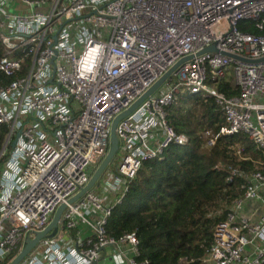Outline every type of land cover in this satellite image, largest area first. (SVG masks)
<instances>
[{"label": "built area", "instance_id": "2783aa9c", "mask_svg": "<svg viewBox=\"0 0 264 264\" xmlns=\"http://www.w3.org/2000/svg\"><path fill=\"white\" fill-rule=\"evenodd\" d=\"M0 41V73L10 79L0 81V124L8 126L0 264L87 185L108 152L114 118L188 55L116 126L119 148L101 182L115 202L95 186L68 203L55 235L20 264H96L106 246L119 244L130 247L127 264H148L137 258L135 232L117 240L106 223L145 161L172 143L189 144L168 120L178 95L214 97L226 120L220 132L244 133L264 149V60L252 61L264 58V0H0ZM211 45L217 51H204ZM221 82L237 93L219 90ZM233 173L246 176V189L216 225L203 262L264 264V213L253 220L241 212L248 201L264 203V166ZM80 223L91 233L82 236ZM59 234L73 237L64 243Z\"/></svg>", "mask_w": 264, "mask_h": 264}, {"label": "trees", "instance_id": "16d2710c", "mask_svg": "<svg viewBox=\"0 0 264 264\" xmlns=\"http://www.w3.org/2000/svg\"><path fill=\"white\" fill-rule=\"evenodd\" d=\"M1 80L10 79L0 73ZM218 88L227 94L238 90L231 82ZM167 111L169 122L178 134L188 136L189 144L172 143L161 158L143 163L122 201L113 206L106 230L117 240L135 232L137 258L148 264H204L216 225L246 189V176L233 170L251 173L264 166V149L244 133L220 132L226 120L212 96L178 95ZM207 131L215 138L212 146H206ZM7 132L8 126L0 124V149Z\"/></svg>", "mask_w": 264, "mask_h": 264}, {"label": "water", "instance_id": "95a60500", "mask_svg": "<svg viewBox=\"0 0 264 264\" xmlns=\"http://www.w3.org/2000/svg\"><path fill=\"white\" fill-rule=\"evenodd\" d=\"M209 50L217 51V48L215 45H211L207 47L204 51H209ZM233 57L237 58V56H233ZM191 58H193V55H188L183 59H181L171 70H169L164 76H162L142 97H140L136 102H134L127 110H125L124 112H122L121 114L117 115L114 118L111 124L110 145L108 152L104 157V159L101 161V163L94 170L87 185L84 188H82L79 193L71 197L67 203H63L61 206L57 208L50 223L44 230L36 232L34 236H27L24 240V244L21 250L7 264H20L25 259V257L37 246V244L40 242L41 239L45 237H53L55 235L56 230L58 229L59 226L60 218L62 216L63 211L66 209L67 204L75 202L76 200L81 198L88 190L95 187L98 184L99 179L107 169L108 165L115 157L119 148V139L116 135V126L119 123V121L125 116L129 115L143 101V99H145L148 95H150L156 89H158V87L166 80V78L172 73V71L179 64ZM262 60H264V58L259 60H252V61L258 62ZM18 135L19 134H17V136ZM15 143L16 140H14L13 146L15 145Z\"/></svg>", "mask_w": 264, "mask_h": 264}, {"label": "crops", "instance_id": "0c3cea01", "mask_svg": "<svg viewBox=\"0 0 264 264\" xmlns=\"http://www.w3.org/2000/svg\"><path fill=\"white\" fill-rule=\"evenodd\" d=\"M95 190L105 199V202L107 204L114 203L116 200V195L113 192H110L109 190L103 188L98 183L95 187ZM241 212L247 216H250L253 220H258L260 215L264 213V203L260 200L256 201H248L242 208ZM93 217L91 219L96 222V219H98L97 214H93ZM79 229L81 230L82 236H86L91 233L89 226L86 224L79 225ZM69 237H73V235H62L59 234L58 238L61 239L64 243L68 241ZM129 251L130 247L127 244H119L117 247L116 245H109L106 246L98 259V262L96 264H127V260L129 258Z\"/></svg>", "mask_w": 264, "mask_h": 264}, {"label": "rangeland", "instance_id": "374dc122", "mask_svg": "<svg viewBox=\"0 0 264 264\" xmlns=\"http://www.w3.org/2000/svg\"><path fill=\"white\" fill-rule=\"evenodd\" d=\"M207 135H209V133H207V132H205V133L203 134V136H204L205 138H208ZM107 175H109V171L106 170V171L103 173V175L101 176V178L99 179L98 183L103 182L104 180H106Z\"/></svg>", "mask_w": 264, "mask_h": 264}]
</instances>
